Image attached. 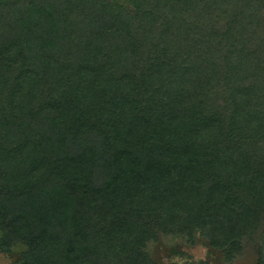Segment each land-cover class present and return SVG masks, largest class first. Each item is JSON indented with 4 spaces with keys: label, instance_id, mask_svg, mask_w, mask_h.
Returning <instances> with one entry per match:
<instances>
[{
    "label": "trees",
    "instance_id": "obj_1",
    "mask_svg": "<svg viewBox=\"0 0 264 264\" xmlns=\"http://www.w3.org/2000/svg\"><path fill=\"white\" fill-rule=\"evenodd\" d=\"M114 1L0 0V245L150 264L199 231L231 258L264 217V0Z\"/></svg>",
    "mask_w": 264,
    "mask_h": 264
},
{
    "label": "rangeland",
    "instance_id": "obj_2",
    "mask_svg": "<svg viewBox=\"0 0 264 264\" xmlns=\"http://www.w3.org/2000/svg\"><path fill=\"white\" fill-rule=\"evenodd\" d=\"M114 3L122 8L128 7L123 0ZM195 234L196 240L190 243L185 235L157 232L156 239L144 241L143 250L150 264H264V217L253 235L241 241L231 258L225 256L220 247L211 246L199 231ZM0 264H20L17 251H4L0 245Z\"/></svg>",
    "mask_w": 264,
    "mask_h": 264
}]
</instances>
